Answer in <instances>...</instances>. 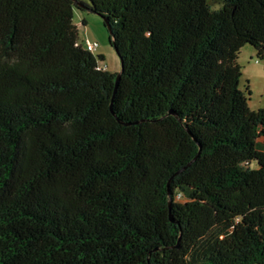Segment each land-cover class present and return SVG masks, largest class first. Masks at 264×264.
<instances>
[{
	"label": "trees",
	"instance_id": "obj_1",
	"mask_svg": "<svg viewBox=\"0 0 264 264\" xmlns=\"http://www.w3.org/2000/svg\"><path fill=\"white\" fill-rule=\"evenodd\" d=\"M245 45L264 60V0H0V264H264Z\"/></svg>",
	"mask_w": 264,
	"mask_h": 264
},
{
	"label": "rangeland",
	"instance_id": "obj_2",
	"mask_svg": "<svg viewBox=\"0 0 264 264\" xmlns=\"http://www.w3.org/2000/svg\"><path fill=\"white\" fill-rule=\"evenodd\" d=\"M73 21L77 26L82 46L86 49L89 40L97 41L99 48L95 53L105 57L104 61L100 62L101 66L107 67L112 72H118L120 60L109 41V31L102 17L89 10H75ZM238 62L242 67L241 88L248 87L251 91L249 96L251 109L264 108V60H257L254 48L251 45H245L239 54Z\"/></svg>",
	"mask_w": 264,
	"mask_h": 264
},
{
	"label": "built area",
	"instance_id": "obj_3",
	"mask_svg": "<svg viewBox=\"0 0 264 264\" xmlns=\"http://www.w3.org/2000/svg\"><path fill=\"white\" fill-rule=\"evenodd\" d=\"M99 48V43L97 41L89 40L87 42V50L95 53Z\"/></svg>",
	"mask_w": 264,
	"mask_h": 264
},
{
	"label": "water",
	"instance_id": "obj_4",
	"mask_svg": "<svg viewBox=\"0 0 264 264\" xmlns=\"http://www.w3.org/2000/svg\"><path fill=\"white\" fill-rule=\"evenodd\" d=\"M106 25L108 26V28H109V30H110V26L108 25V23H107ZM111 35H112V34H111ZM113 46H114V44H113ZM115 50H116V49H115ZM121 73H122V71H119V72H118L117 83H118V81H119V79H120V77H121ZM172 204H173V197H172V193L169 191V205H170V207H172ZM170 217H171V219L174 221L172 214L170 215Z\"/></svg>",
	"mask_w": 264,
	"mask_h": 264
}]
</instances>
